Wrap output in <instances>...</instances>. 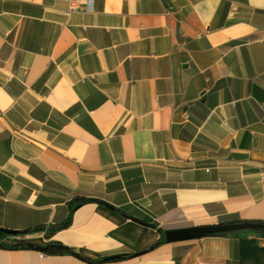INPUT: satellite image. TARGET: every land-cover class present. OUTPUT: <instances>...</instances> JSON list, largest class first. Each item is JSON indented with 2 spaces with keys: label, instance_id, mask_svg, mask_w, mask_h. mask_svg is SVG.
<instances>
[{
  "label": "crops",
  "instance_id": "0c3cea01",
  "mask_svg": "<svg viewBox=\"0 0 264 264\" xmlns=\"http://www.w3.org/2000/svg\"><path fill=\"white\" fill-rule=\"evenodd\" d=\"M69 9L0 0V229L42 227L18 239L45 248L0 246V264H264L255 235L151 248L264 223V0Z\"/></svg>",
  "mask_w": 264,
  "mask_h": 264
},
{
  "label": "water",
  "instance_id": "95a60500",
  "mask_svg": "<svg viewBox=\"0 0 264 264\" xmlns=\"http://www.w3.org/2000/svg\"><path fill=\"white\" fill-rule=\"evenodd\" d=\"M130 219L131 221L139 225H143L145 227H150V228H155L154 225L147 224L141 220H138L135 218H130ZM2 230L3 232L11 236L18 235V232H15V231H7L4 229ZM261 230H264V224L252 223V222L205 225V226H197V227L165 231L164 240L166 243H178V242H186V241H192V240H200L203 238L223 235V234L239 233V232H246V231H261ZM28 246L31 249L35 251H39V252H43L45 250L44 247L31 244V243H28ZM114 258H119V256L111 257L106 260H110Z\"/></svg>",
  "mask_w": 264,
  "mask_h": 264
},
{
  "label": "trees",
  "instance_id": "16d2710c",
  "mask_svg": "<svg viewBox=\"0 0 264 264\" xmlns=\"http://www.w3.org/2000/svg\"><path fill=\"white\" fill-rule=\"evenodd\" d=\"M76 202H78L80 204H86V203H91V202H98L99 203V201H95V200H91V199H81V200H77ZM74 210H75V208L71 209L70 215L68 216V218L65 222H63L60 225L53 227L52 229L54 231H57V230H61L64 228H68L71 225ZM230 223H239V222L235 221V222H230ZM230 223H226V224H230ZM43 230L44 229L42 227H34V228L29 229L27 231L18 232L17 236H11V235L3 232L2 229H0V246L6 250H29L30 247L28 246V243L23 241V240H20L18 238L25 236V235H30V234L42 232ZM159 233L161 235V239L155 245H153L151 248H155V247L161 245L162 243H164V241H165L164 240V232L159 230ZM239 234L243 235V236L255 235V236H259V237L264 238V230L239 232ZM223 235H227V234H223ZM46 252H50L52 255H57L58 253H62V252H68L73 256L79 257L81 260H83L87 263L102 262L101 260H92V259L81 257V256H79V254L75 250L68 249L65 247L48 246V247H46ZM135 256L136 255H134V254H127V255H122L120 257V259H131V258H134Z\"/></svg>",
  "mask_w": 264,
  "mask_h": 264
},
{
  "label": "built area",
  "instance_id": "2783aa9c",
  "mask_svg": "<svg viewBox=\"0 0 264 264\" xmlns=\"http://www.w3.org/2000/svg\"><path fill=\"white\" fill-rule=\"evenodd\" d=\"M70 4V9L67 12V15H69L71 12L78 10L81 5L91 6L93 0H66ZM208 171V170H207ZM41 258H44L45 255L43 253L40 254Z\"/></svg>",
  "mask_w": 264,
  "mask_h": 264
}]
</instances>
